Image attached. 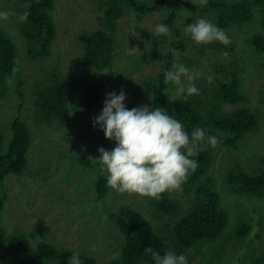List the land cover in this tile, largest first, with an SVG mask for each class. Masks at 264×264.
Instances as JSON below:
<instances>
[{
  "label": "rangeland",
  "instance_id": "obj_1",
  "mask_svg": "<svg viewBox=\"0 0 264 264\" xmlns=\"http://www.w3.org/2000/svg\"><path fill=\"white\" fill-rule=\"evenodd\" d=\"M53 1L57 36L52 46V55L47 60L33 63L27 53L25 39L19 37L21 31L31 27L28 4L23 0H0L1 12L15 13L7 19L0 18V26L6 28L22 46L19 58L24 74L28 75L23 85L27 98L24 116L33 131L34 144L28 158L31 162L30 168L35 171L33 176L28 173L21 178L11 175L3 186L0 184V191L5 192L7 197L3 225L9 235L27 234L34 245L43 239L40 233L47 232L50 242L67 249L85 250L105 264H112L121 258L123 251V247L116 241L126 229L120 214L122 207L133 206L139 209L149 226L165 240L168 234L166 223L173 225L176 218L170 217L169 220L167 217L160 222L158 212L151 207L154 206L153 199L120 195L112 189L106 200L99 201V168H84L73 156L80 149L94 164L100 165L97 160L100 157L98 149L103 147L111 151L117 146L114 140L106 139L100 125L93 126L94 118L102 112L107 94L116 92L119 95L123 90L127 97L125 106L128 109L143 106L154 108L143 84L161 71L165 56L176 42L172 35L173 29L170 36L155 35L156 25L164 23L168 8L174 7L176 1L163 2L165 8L155 14L141 13L135 8L128 9L118 22L116 35L115 32L108 31L112 33L115 57L113 68L102 72L103 76H107L103 79L101 74L92 73L86 68L83 59L86 58L87 51L82 39L86 33L106 30L110 26L106 17L104 25L102 24L105 15L103 0ZM183 1L190 5L200 4L199 0ZM137 2L150 7L158 6L159 0ZM208 5L207 2L203 6L205 8L200 11V16L187 6L181 8L176 22L183 31L186 25L199 18H206L215 25L213 11ZM261 9L263 10L260 6L254 9L256 15L253 22L225 30L236 45L227 58L223 55L199 54L195 48L199 44L185 31L187 51L176 57L177 63L184 64L189 69H195L196 66H189L192 65V56L201 61V69L196 70L202 75L195 80V84L202 91L209 88L206 83L210 75L217 82H232L233 78L227 72L218 70L221 64L227 66L237 63L233 69L240 74L242 94L248 99V103L225 104L223 108L232 112L247 107L259 118L258 126L243 134L236 145L218 144L215 148L209 146L215 162L203 179L213 180L214 189L220 195L222 206L229 212L230 219L220 238L215 242L199 244L186 255L188 264H255L260 255L264 256V194L259 197L243 192L241 184L243 174L264 175V53H255L249 43L252 35H264V10ZM25 12H28V17L21 20L20 17ZM33 43L36 46V41ZM76 73L82 74L85 83L89 85H101L104 90L103 101L99 106L89 108L84 103V89L74 88L69 126H63L56 121L44 122L35 96L38 85L53 74L63 75L70 81L72 76L75 78ZM18 76L20 75L13 77ZM17 84L18 80L15 78L9 81L7 97H0V122L3 126H7V119L19 112L21 100L16 90ZM213 84L212 82L211 85ZM177 97L179 96L175 94L174 86L170 84L166 99L171 101ZM215 134L226 139L236 137L233 132ZM9 138L10 130L7 131L5 143L10 141ZM235 179H238L237 183H234ZM26 182H29L28 186L25 185ZM169 196L179 200L184 209L191 207L190 202L196 203L199 198L192 195L187 198L184 190L169 193ZM247 228L252 231L241 238L239 232ZM10 246L8 240L0 237V264L3 255L10 251Z\"/></svg>",
  "mask_w": 264,
  "mask_h": 264
},
{
  "label": "trees",
  "instance_id": "obj_2",
  "mask_svg": "<svg viewBox=\"0 0 264 264\" xmlns=\"http://www.w3.org/2000/svg\"><path fill=\"white\" fill-rule=\"evenodd\" d=\"M28 4L29 20L31 27L21 31L19 37L25 39L27 53L32 58V62L47 60L52 55V46L57 36V25L53 17L55 5L53 0H23ZM159 0L158 6H145L139 4L137 0H103L105 15L102 18L104 25L105 17L110 26L106 30H98L94 33H86L82 39L86 46V68L94 73L101 74L103 71L112 69L114 65L113 37L111 32L119 28L118 22L122 19L128 9L135 8L141 13L155 14L165 7ZM174 7H169L164 23L175 36L176 42L171 51L165 56L161 71L156 77L145 80L143 88L146 95L150 97L154 107H162L169 115L180 120L186 131L191 135L194 127H202L208 135L215 133L233 132L236 137L233 139L220 138L222 146L230 144L236 145L241 136L246 132L254 130L259 123L257 114L251 112L249 108L235 109L232 112L224 110L223 105H237L241 102L248 103V99L242 94V79L240 74L235 72L233 66L237 63L224 66L221 64L218 71L228 73L233 79L232 82L215 81L213 85L206 83L209 88L205 91L200 89V95L191 96L185 99L179 96L171 101L166 99L170 84H164V73L176 62L177 55L185 54L187 51V38L181 26L176 22L178 11L187 6L200 16L202 8L200 4H188L183 0H175ZM169 2V1H168ZM208 7L213 11L215 25L223 30L230 29L235 25L241 26L251 23L255 19L257 6L264 10V0H243L226 2V0H208ZM262 10V9H261ZM262 10V11H263ZM1 12V11H0ZM203 13H206L203 12ZM0 97L8 95V83L13 78L18 80L16 90L20 97L19 112L7 119V126L0 122V184L3 186L7 178L11 175L23 177L25 173L33 176L35 171L30 168L29 152L34 144L33 131L29 121L25 118L26 97L23 85L28 79V75L23 71L19 58V50L22 48L19 41L7 32V29L0 26ZM32 28V29H31ZM111 31V32H108ZM17 44H16V42ZM33 41H36V46ZM249 43L255 53H264V35L254 34L250 37ZM198 53L203 56L222 55L224 51L229 54L236 48L235 43L227 47L222 43L214 42L209 46H195ZM175 53V54H174ZM189 65L195 69H201L199 59L193 57ZM187 60V59H186ZM19 61V71L13 72L16 62ZM229 67L228 69H226ZM20 75L18 77H13ZM88 82V81H87ZM79 83V84H77ZM74 88H81L85 91L84 103L87 107H96L103 101V88L100 84L89 85L85 83L82 74L76 73L70 81L63 75L53 74L49 79L38 85L35 90L37 106L44 122L56 121L68 127L71 115V102ZM1 125L4 129H2ZM10 130V141L5 143L7 131ZM82 167L99 170L97 182V196L99 201L106 200L111 188L108 187L106 177L100 173V165L94 164L85 153L79 149V153L73 156ZM198 161L199 167L194 174L190 175L188 181L183 185V190L187 198L199 197L197 202L191 203V207L184 209L179 200L173 199L165 194L160 201L153 200L151 206L159 214L160 222L167 217L176 218V222L169 223L166 229L168 234L166 240L156 233L148 224L144 214L133 206H124L120 210L125 232L116 239L123 247L122 256L112 264H154L150 255L144 253V249L151 246L163 256L169 250L176 254L187 255L197 245L215 242L220 238L229 223V212L222 206L220 195L214 189L213 180L203 179L208 175L215 157L210 148L193 157ZM96 165V166H95ZM242 191L254 196L262 197L264 194V175L250 176L243 174L241 177ZM235 179L234 183H237ZM28 186L29 182H26ZM195 199V198H194ZM193 199V200H194ZM7 201L6 193L0 191V237L8 240L11 244L10 251L2 257V264H69V257L73 253H80L83 264H105L94 254L85 250H72L61 247L50 242L47 232L40 233L42 240L34 245L25 233H15L9 235L3 225V212ZM152 205V203H151ZM171 226V228H168ZM128 228V229H127ZM172 231V232H171ZM252 230L244 229L239 232L240 237L248 236ZM34 236V234H32ZM167 241V242H166ZM170 245H168V244ZM172 246V247H171ZM255 264H264V256L260 255Z\"/></svg>",
  "mask_w": 264,
  "mask_h": 264
},
{
  "label": "clouds",
  "instance_id": "obj_3",
  "mask_svg": "<svg viewBox=\"0 0 264 264\" xmlns=\"http://www.w3.org/2000/svg\"><path fill=\"white\" fill-rule=\"evenodd\" d=\"M207 2L199 0L201 6H206ZM10 15L15 13L0 12L3 19ZM27 17L28 12H25L20 19L26 20ZM184 31L200 45L220 42L227 47L232 43L225 30L206 18L186 25ZM155 35L167 37L171 35V30L168 25L157 24ZM222 55L227 58L229 53L224 51ZM17 71L19 61L13 68V72ZM201 75L196 69L174 62L164 73V84L173 85L175 94L187 99L200 95L195 80ZM207 79L211 84L214 76L210 75ZM126 99L123 90L119 95L116 92L107 94L102 112L93 122L94 127L100 125L106 139L114 140L117 145L111 151L103 147L98 149L100 173L106 177L108 187L120 195L156 201H160L165 194L182 191L190 175L199 167L193 157L207 151L209 146L215 148L222 140L216 135H208L202 127H194L189 135L180 120L160 107L128 109ZM144 253L150 255L154 264H188L185 255L171 250L162 256L149 246ZM69 264H83L80 253H73L69 257Z\"/></svg>",
  "mask_w": 264,
  "mask_h": 264
}]
</instances>
